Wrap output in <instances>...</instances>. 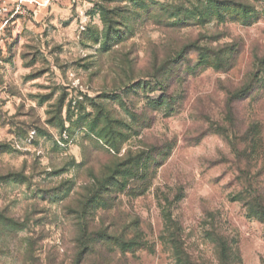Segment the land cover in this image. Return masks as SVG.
<instances>
[{
	"label": "rangeland",
	"instance_id": "obj_1",
	"mask_svg": "<svg viewBox=\"0 0 264 264\" xmlns=\"http://www.w3.org/2000/svg\"><path fill=\"white\" fill-rule=\"evenodd\" d=\"M11 1L0 264H264V0Z\"/></svg>",
	"mask_w": 264,
	"mask_h": 264
},
{
	"label": "built area",
	"instance_id": "obj_2",
	"mask_svg": "<svg viewBox=\"0 0 264 264\" xmlns=\"http://www.w3.org/2000/svg\"><path fill=\"white\" fill-rule=\"evenodd\" d=\"M23 2L26 5H33V0H24ZM12 8L11 0H0V39L3 35L8 19L12 17Z\"/></svg>",
	"mask_w": 264,
	"mask_h": 264
},
{
	"label": "trees",
	"instance_id": "obj_3",
	"mask_svg": "<svg viewBox=\"0 0 264 264\" xmlns=\"http://www.w3.org/2000/svg\"><path fill=\"white\" fill-rule=\"evenodd\" d=\"M210 8L221 9L222 7L220 5V2L218 1L213 2L212 0H208L207 11L202 13V17L207 14L209 15V13L211 12ZM218 248H219V257H220L221 264H226L228 260V253H227L226 246L222 240L219 241Z\"/></svg>",
	"mask_w": 264,
	"mask_h": 264
}]
</instances>
